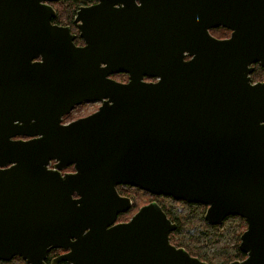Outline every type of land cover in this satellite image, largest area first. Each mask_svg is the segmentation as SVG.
Segmentation results:
<instances>
[{"label":"water","instance_id":"water-1","mask_svg":"<svg viewBox=\"0 0 264 264\" xmlns=\"http://www.w3.org/2000/svg\"><path fill=\"white\" fill-rule=\"evenodd\" d=\"M57 1L0 0V260L207 264L154 201L114 224L127 185L204 205L211 226L239 216L229 264H264V0H96L73 20L82 46L52 23Z\"/></svg>","mask_w":264,"mask_h":264},{"label":"trees","instance_id":"trees-1","mask_svg":"<svg viewBox=\"0 0 264 264\" xmlns=\"http://www.w3.org/2000/svg\"><path fill=\"white\" fill-rule=\"evenodd\" d=\"M91 2L93 0H58L51 3L55 11L52 23L72 25L76 11ZM72 27L75 28L74 25ZM75 43H81L78 36L75 38ZM262 75H264V70L256 64L250 75L251 79L255 82L254 80L261 78ZM136 190L140 191L137 188ZM144 194L150 196L151 200L161 207L167 218L176 224L175 231L169 236V241L173 246L183 248L189 255L207 264H229L245 258L236 243L240 235H237L235 230L244 223L239 216H228L220 226H211L203 218L206 210L204 205L174 201L171 197L154 196L146 192ZM137 202L135 201L136 205ZM219 227H223V233L217 231ZM175 235L180 239L179 242L174 241L173 236Z\"/></svg>","mask_w":264,"mask_h":264},{"label":"flooded vegetation","instance_id":"flooded-vegetation-1","mask_svg":"<svg viewBox=\"0 0 264 264\" xmlns=\"http://www.w3.org/2000/svg\"><path fill=\"white\" fill-rule=\"evenodd\" d=\"M94 3H96V0H93V2H91L89 5H92V4H94ZM137 3L139 4V2L137 1ZM89 5H87V6H89ZM75 15H76V13H75ZM74 18H75V16H74ZM74 18H73V20H74ZM72 25H74V27L76 28H73L72 27V25H65V26H68L69 27V29H70V32L72 33V34H74V35H76V37H77V34L76 33H78V27H77V25H76V23H74L73 21H72ZM62 26H64V25H62ZM217 29H223V28H217ZM217 29H209L208 30V32H209V34L212 36V37H214V38H216V39H227V38H229V36H230V34H231V32L229 31V30H226L227 31V35L226 36H222V37H217L216 35H214L213 34V32L215 31V30H217ZM138 31H142V29H138ZM146 33H147V31H145ZM75 37V38H76ZM74 43H75V39H74ZM75 45H77V46H82L83 45V42H81V43H75ZM189 56H186L185 57V60H189ZM256 65V64H255ZM255 65H253L254 66V68H255ZM258 65V64H257ZM260 66V65H259ZM261 67V66H260ZM262 68V67H261ZM263 69V68H262ZM254 71V70H253ZM253 73V72H252ZM251 73V74H252ZM120 75H122V78H119L118 80H116L114 77L115 76H120ZM113 80H115V81H117V82H120V83H126L127 81H128V79H129V75L128 74H126V73H119V74H114V75H111L110 76ZM120 79H123V80H120ZM143 81L144 82H154V81H156V79H153V78H149V77H143ZM257 82V81H256ZM258 82H264V81H258ZM97 103H99V102H97ZM100 104V103H99ZM100 106V105H99ZM98 109V108H97ZM73 111V110H72ZM72 111L68 114V115H65L64 117H63V119H62V123H64V124H67V123H70L71 121H74V120H76V119H78V118H80V117H78V118H76V119H72V120H66L65 119V117H68L71 113H72ZM93 112H95V111H93ZM92 112V113H93ZM91 114V113H90ZM87 115H89V114H87ZM87 115H85V116H87ZM83 117V116H82ZM17 139H21L22 137H16ZM23 139H26V138H23ZM54 162H52V164H53ZM49 168H52V166L50 165L49 166ZM61 173L62 174H64V173H74V169H73V166H67L65 169H63L62 171H61ZM116 191H117V193H118V195L120 196V197H122V198H127V199H129L130 200V203H131V206H130V208L128 209V210H126L124 213H120V214H118L117 215V218H116V221H115V223L114 224H117V223H125V222H128L130 219H131V217L136 213V211L140 208V207H142V206H144V205H146V204H149V203H151V202H153L152 200H149V201H147L146 203H144V204H141L134 212H133V210H134V201H135V197L136 196H133V191H136V188H134V187H130V186H127V185H118V186H116ZM140 192H142V191H140ZM74 197H76L75 195H74ZM155 202V201H154ZM206 211V210H205ZM204 218V217H203ZM209 225V224H208ZM175 231V230H174ZM173 231V232H174ZM172 233V232H171ZM170 233V234H171ZM170 234H169V236H170ZM70 252V249H60V248H55V249H50V250H48V252H47V254H46V257L43 259V262H42V264H72V262H68V260H60L62 257H64L65 255H67L68 253ZM0 264H27L26 263V261L25 260H23L22 258H20V257H18V256H14V257H12V258H10L9 260H0Z\"/></svg>","mask_w":264,"mask_h":264},{"label":"rangeland","instance_id":"rangeland-1","mask_svg":"<svg viewBox=\"0 0 264 264\" xmlns=\"http://www.w3.org/2000/svg\"><path fill=\"white\" fill-rule=\"evenodd\" d=\"M61 22H64V20H61ZM77 36H78V33H76ZM214 35H216L217 37H222V36H226L227 35V31L225 29H217L213 32ZM82 42V40H81ZM116 80H118L119 78H122V75L120 76H115L114 77ZM120 80H123V79H120ZM251 81L253 82V80L251 79ZM255 82L257 81H264V75L261 76V78H258L256 80H254ZM253 82V83H255ZM99 103L97 102H91V103H82L76 107H74L72 113L66 118V120H72V119H76L78 117H84L85 115L87 114H90L92 113L93 111H96L97 108L99 107ZM133 196H136L135 198V201H138L137 202V205L134 201V210L133 212L141 205V204H144L146 203L147 201L151 200L152 198L150 196H147L144 194V192H140L138 190L136 191H133ZM244 221V220H243ZM246 229V223L244 221V223L242 224V226L238 229L235 230L236 234L237 235H241L242 232ZM217 231L223 233V227H219L217 229ZM240 236H238L239 238ZM173 239L175 242H179L180 239H178L177 235L173 236ZM237 243V246L239 245V239L238 241L236 242ZM235 244V243H234ZM230 247V246H229Z\"/></svg>","mask_w":264,"mask_h":264}]
</instances>
